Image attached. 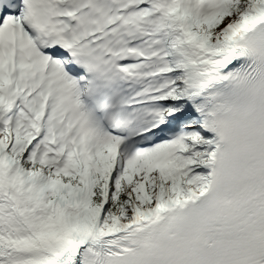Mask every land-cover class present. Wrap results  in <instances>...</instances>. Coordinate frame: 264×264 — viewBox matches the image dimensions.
Instances as JSON below:
<instances>
[{
    "label": "snow or ice",
    "instance_id": "6c2138e0",
    "mask_svg": "<svg viewBox=\"0 0 264 264\" xmlns=\"http://www.w3.org/2000/svg\"><path fill=\"white\" fill-rule=\"evenodd\" d=\"M0 264H264V0H0Z\"/></svg>",
    "mask_w": 264,
    "mask_h": 264
}]
</instances>
